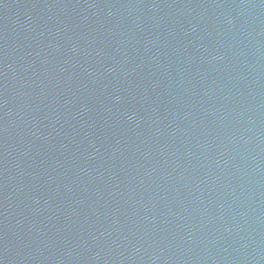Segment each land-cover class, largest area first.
I'll list each match as a JSON object with an SVG mask.
<instances>
[{
	"label": "water",
	"instance_id": "1",
	"mask_svg": "<svg viewBox=\"0 0 264 264\" xmlns=\"http://www.w3.org/2000/svg\"><path fill=\"white\" fill-rule=\"evenodd\" d=\"M0 264H264V0H0Z\"/></svg>",
	"mask_w": 264,
	"mask_h": 264
}]
</instances>
